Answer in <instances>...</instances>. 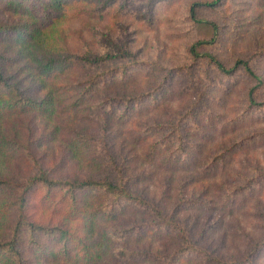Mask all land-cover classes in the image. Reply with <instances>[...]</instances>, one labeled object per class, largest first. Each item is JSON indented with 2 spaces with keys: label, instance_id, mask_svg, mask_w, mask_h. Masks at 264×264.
I'll list each match as a JSON object with an SVG mask.
<instances>
[{
  "label": "rangeland",
  "instance_id": "rangeland-1",
  "mask_svg": "<svg viewBox=\"0 0 264 264\" xmlns=\"http://www.w3.org/2000/svg\"><path fill=\"white\" fill-rule=\"evenodd\" d=\"M152 1L62 0L59 16L50 18L46 38L37 48L25 49L22 40L13 39L14 32L11 39L0 35V65L29 86L27 92L34 96L44 91L43 86L36 87V55L132 54L92 66L69 61L68 74L65 71L52 79L67 84V90L61 92L62 100L50 115L32 108L5 107L0 136L11 145L0 151V179L10 182L0 186V200L7 204L0 210V238H5L13 214L12 181L33 170L29 150L56 177H134L129 189L157 204L167 219L180 226L177 234L148 229L123 239L120 229L131 222L149 221L148 214L136 207L132 210L127 200L103 213L88 241L105 240L106 233L116 228L113 245L126 250L149 244L151 249L170 252L194 243L208 255L206 264H264V241L253 248L254 242L264 238V138L228 148L248 131L264 127V115L243 121L235 118L238 105L245 104L247 86L255 80L242 67L233 74L220 73L207 59L193 58L188 51L193 41L206 39L210 41L198 45V51L213 53L225 65L237 57L248 59L263 81L255 98H264V0L198 5L194 15L199 20L191 18L188 7L193 1L207 0ZM44 18L39 10L31 16L0 0L2 24L31 21L41 25ZM108 68L115 78L111 79V72L104 73ZM92 79V91L73 103L77 89L88 88ZM143 92L147 94L141 104L120 115L122 98ZM113 95V104L101 107L95 102ZM74 136L82 139L79 151L68 142ZM182 157L185 162L177 163ZM250 180V191L242 194L241 184ZM233 188L237 189L232 192ZM88 196L93 202L104 198L96 192ZM179 199L184 202L175 207ZM188 199L200 203L187 207ZM48 200L36 185L28 196L27 212L34 219L68 228V240L77 242L82 230L71 199L51 192ZM113 254L104 253L87 264H160L149 257L135 255L131 260L132 256ZM24 255L28 264H83L25 248Z\"/></svg>",
  "mask_w": 264,
  "mask_h": 264
},
{
  "label": "trees",
  "instance_id": "trees-1",
  "mask_svg": "<svg viewBox=\"0 0 264 264\" xmlns=\"http://www.w3.org/2000/svg\"><path fill=\"white\" fill-rule=\"evenodd\" d=\"M158 0H153L154 4ZM219 0H207V1H193L189 5V13L193 20H199L195 17V7L198 5H212ZM5 5L13 6L14 9L19 8L25 13L34 16L37 10L41 11L45 17L44 24L36 25L31 21H25L23 23L15 24H2L0 23V35H4L7 39H11V32L15 33L13 39L15 41H21L24 43V48L29 47L37 48L41 45L44 38L47 35V25L50 18H56L60 14V10L63 6L62 0H27L26 3H22L21 0H4ZM102 4L106 5V1ZM95 9V8H94ZM99 7H96L98 10ZM52 22V21H51ZM215 25L212 24L214 30ZM206 39H196L189 47L188 51L192 57H204L212 64L213 68L223 74H233L238 67L251 76L255 82L248 85L245 92V104L238 105V112L235 114L237 120L243 121L246 118L254 119L256 116L264 115V98H255L257 89L262 88L263 81L258 77V74L254 71L249 64L248 59L237 57L231 64L225 65L222 63L213 53L209 51L200 52L197 46L201 43L208 42ZM126 51H120L119 53H93L86 51L82 54H72L65 52L61 54H46L43 56H37L38 61L33 67L38 80L36 87L44 88V91L40 96H34L27 91L29 86H23L19 79L14 78L13 73H5L4 67L0 65V116L3 114V110L6 106L16 108L18 111L24 108H32L44 115H50L57 105L61 102L60 94L62 91H66V85L60 82L52 81L57 75L66 71L69 61L83 62L89 66L111 60L118 56H130ZM132 57V56H130ZM2 52H0V60L3 59ZM124 65V64H123ZM122 66V65H121ZM119 66L118 69L121 68ZM109 70V71H108ZM104 71L109 75L111 70ZM68 71H66V75ZM116 73L110 74L115 78ZM200 76H198L199 78ZM95 81V80H94ZM93 79L90 80L88 88L86 86L78 88L74 94L72 100L73 103L82 101L86 97L88 91H92L94 88ZM74 89L72 85L69 86ZM90 87V89H89ZM146 92L140 95H132L122 98L123 107L120 115L126 113L128 108L141 104L142 97ZM147 94V93H146ZM145 94V95H146ZM144 98V97H143ZM8 99V100H7ZM116 100L115 95L104 96L101 99L96 100L98 106L104 107L106 103H112ZM198 108V107H197ZM8 108L6 107V110ZM188 114V112H187ZM185 113V116L187 115ZM212 114V113H211ZM195 118V115H193ZM234 124H239L233 117ZM264 138V127L250 130L247 134L234 140L228 148H234L239 146L249 145V142H258ZM70 144L74 151H79L82 148L81 138L74 136L69 138ZM10 142L3 136H0V151L9 147ZM107 152V151H106ZM29 157H32L33 165L32 171L26 175L18 177L16 181H12L15 192L9 204L13 205V214L10 221V227L7 231L5 238H0V264H28V258L24 255V248L38 255L53 256L56 259H62L66 261H80L83 264L94 263L104 253L109 255L120 254L122 256H132L131 260H134L135 255H139L140 258L149 257L160 264H206L210 259L206 252L201 250L200 247L194 243H185L184 245L177 246L170 252L157 251L151 249L149 244H146L142 249H125L123 246L113 245L116 241V234L114 228L105 235V240L98 239L94 241H88V237L92 232L95 223L100 221L105 211L110 212L121 205L130 202L131 209L135 211V207L141 209L145 214L149 215V221H135L129 225L123 227L119 232L123 235V239H127L132 235H138L140 232L146 230H154V232L165 231L168 233L177 234L180 226L176 221L167 219L163 214L162 208L157 204L152 203L145 199L139 193H136L129 188L130 180L134 177L118 178L116 180L111 179L108 176L103 177H91L85 178H63L54 176L51 174L50 169L44 167L39 161L35 159L29 153H26ZM111 158V155L108 153ZM215 156V155H214ZM186 158L183 157L177 163H184ZM188 159V158H187ZM187 162H189L187 160ZM174 163V162H172ZM111 164V163H110ZM251 181V180H250ZM7 179H0V186L9 183ZM253 181L247 184H241V193L250 191ZM41 186L43 190V197L48 202L49 194L51 192H58L63 197H69L71 202L75 206L76 215L79 213L80 227L82 234L78 237L77 242L71 243L68 239L69 230L55 222H42L38 219H34L27 212L28 196L32 189L36 186ZM237 189V188H236ZM233 188L231 191L236 190ZM245 190V191H244ZM99 193L103 195L101 202H93L91 196L92 193ZM81 194V196L79 195ZM85 195V196H83ZM93 196V195H92ZM195 199V198H194ZM194 199H188L185 206H196L200 202ZM183 199H179L175 207L182 204ZM7 205L0 200V210L3 205ZM77 204L79 206L77 207ZM145 227L144 229H142ZM187 231V228H185ZM144 230V231H143ZM145 233V232H144ZM27 239V240H26ZM264 238L258 242L253 243V248L257 249ZM105 244L106 247L102 248ZM109 247V248H108ZM187 258V259H184ZM194 260V262L192 261Z\"/></svg>",
  "mask_w": 264,
  "mask_h": 264
}]
</instances>
